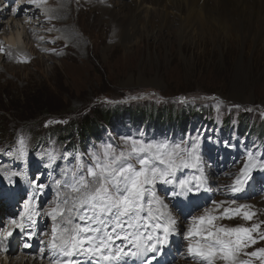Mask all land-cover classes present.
Here are the masks:
<instances>
[{
    "label": "rangeland",
    "instance_id": "obj_1",
    "mask_svg": "<svg viewBox=\"0 0 264 264\" xmlns=\"http://www.w3.org/2000/svg\"><path fill=\"white\" fill-rule=\"evenodd\" d=\"M16 2L18 0L12 5ZM62 2H52L47 17L63 8ZM72 8L75 17L78 0H72ZM82 23L87 37L79 58L64 56L66 52L74 55L77 47L69 44L61 27L48 21L41 22L38 33L45 38V29L48 35H54L49 40L56 48L51 57L37 53L30 64L14 69L7 66L11 65L9 62H5L6 66L0 63V152L6 148L16 152L22 138L30 158L42 156L51 166L59 164L61 169H69L75 164L69 154H82L85 163H90V153L99 152L106 144H112L117 151L125 148L123 137L142 139L146 143L188 141L190 146L191 139L199 136L203 162L205 165L216 162L214 179L208 183L210 191L201 193L202 197H208L207 202L200 201L201 205L191 210L177 207L181 200L170 195L172 186H156L158 194L178 211L177 218L181 221L177 240L172 244L178 251L169 264L184 261L180 254L187 244L185 234L189 219L213 200L225 198L229 202L252 205L258 213L255 221H264V173H253V181L260 184L258 191L247 189L248 192L237 195L227 187L243 167L248 151L264 156V46L255 48L248 41L242 43L234 38L228 44L221 42L215 46L205 41L195 50L191 44H185L180 50L177 44L156 45L155 40L148 39L142 46L126 49L118 43L107 46L103 38L105 24H98L95 19H83ZM79 34L81 36L82 32ZM29 43L27 40L24 44L27 51H30ZM238 61L242 67L236 71ZM233 90L249 98L233 99ZM181 97L185 98L184 102ZM209 97H216L223 104L218 109L217 100L206 99ZM237 105L239 107H235ZM138 109L144 110L147 116L157 114L158 119L165 117L163 112L171 111L170 115L184 116L186 120L169 126L170 129L149 128V125L128 121V114ZM115 110L128 114L121 115L115 123L107 122L103 112L112 114ZM48 121L61 122L49 124ZM85 121L97 125L91 134L81 137V124ZM49 155L56 158L54 162L49 161ZM1 157L0 153V162ZM21 160L25 162L26 156ZM192 172L182 170L177 176L183 178ZM24 177L28 178L26 172ZM41 183L43 181L37 182ZM24 196L19 198V204L27 200ZM51 200L48 196L40 201L43 209L53 206L49 204ZM255 247H264V241ZM19 249L20 245L15 254H19Z\"/></svg>",
    "mask_w": 264,
    "mask_h": 264
},
{
    "label": "snow or ice",
    "instance_id": "obj_2",
    "mask_svg": "<svg viewBox=\"0 0 264 264\" xmlns=\"http://www.w3.org/2000/svg\"><path fill=\"white\" fill-rule=\"evenodd\" d=\"M206 99L217 100L218 109L223 104L216 97ZM180 100L184 102L185 98ZM122 140L125 148L117 151L112 144H106L99 152L90 153V163H85L82 154H69L75 164L66 170L64 179L55 181L53 206L44 213L53 222L47 242L52 264H126L127 258L140 264H160L157 258L172 244L179 222L169 202L158 194L157 184L171 185L170 195L187 201L185 204L178 200L177 207L196 205L197 194L210 191L199 136L191 139L190 146L188 141L146 143L133 137ZM18 144L15 155L22 158L27 154L25 142L21 138ZM48 159L54 162L56 158L49 155ZM183 169L194 171L180 178L177 173ZM257 171L264 173V156L248 151L243 167L227 186L229 191L243 192ZM0 174L6 176L9 185L13 177L23 176L3 169ZM46 187L35 185L18 219L10 221L13 227L0 236V250H9L14 232L26 238L25 248L31 247L37 217L42 214L37 210V200ZM17 195L14 189L0 187V198L15 199ZM211 203L212 207L203 214L189 219L185 234L187 256L195 264H264V247H255L264 241V221L234 227L218 223L237 217L253 221L258 216L254 207H233L235 200ZM117 241L121 243L117 245Z\"/></svg>",
    "mask_w": 264,
    "mask_h": 264
},
{
    "label": "bare ground",
    "instance_id": "obj_3",
    "mask_svg": "<svg viewBox=\"0 0 264 264\" xmlns=\"http://www.w3.org/2000/svg\"><path fill=\"white\" fill-rule=\"evenodd\" d=\"M11 1L15 0H0V63L6 66L7 63L5 62H9L11 65L7 64V66H12L13 69L16 66L24 67L30 64L36 58L37 53H44L51 57L56 51L53 43L49 42L54 35H48L45 29H43L46 32L45 38H42L38 33L41 22L46 23L48 21H51L54 26L61 27L60 29L65 38L69 39V44H74L77 47L74 55L65 53L64 56H69V59H72V57L79 58V53L84 51V41L86 40L84 38L87 35L82 23L83 19H95L98 24H105L103 38L107 46L108 44L118 43L126 49L142 46L148 39L155 40L156 45L171 46L177 44L180 50L185 44H191L190 47L195 50L201 48L205 41L212 42L215 46L221 42L228 44L234 38L242 43L248 41L255 48L259 45L264 46V0H78L75 17L73 16L72 0H63L64 7L54 10L52 17L40 16L36 12H32L34 7L29 0H18L16 5H12L13 2L10 3ZM52 2L54 3L55 0H48L46 7H49ZM85 10L87 13L84 14L83 11ZM104 15H107L106 19L103 18ZM53 17L55 19H52ZM154 23L157 24L156 27ZM80 31L82 32L81 36ZM27 40L31 45L28 47L30 51L26 50L27 44L24 45ZM56 42L60 43V41ZM7 43L13 46H9ZM68 47L67 45L65 49L68 50ZM103 52L106 51L103 50ZM241 67L242 63L238 61L236 71H239ZM239 93L233 90L231 91V97L237 100L249 98L243 97ZM27 152L30 153L29 150ZM48 165L49 163L47 164L42 156H38L35 158L28 157L27 165L22 171L16 169V165L12 166L7 160L0 163V169L22 174L27 172L28 178H24V176L13 177L15 184L11 187L19 193L20 186H23L24 198L28 199L37 182L43 181V184L47 187L44 189L43 193L45 195L41 201L43 202L47 196H50L54 201L56 194L55 181L64 179V173L67 169L65 167L61 169L59 164H53L51 167ZM215 166L216 162L214 161L210 165L204 163L208 183L214 179ZM185 170L192 169H183V171ZM37 171L40 172V175L37 174ZM60 173L61 177L59 178ZM0 180H7V178L0 174ZM165 186L166 188L169 187L168 185ZM0 187L4 186L0 185ZM259 187V181H252L243 192L236 194L240 195L248 192L247 189L258 191ZM18 196L15 199H0V217H2L0 218L2 222L0 228L13 227L10 221L17 219V216L11 212L7 214L5 210L7 201L15 202ZM197 196L196 205H189L185 209L191 210L192 207L196 208L201 205L198 204L200 201L205 203L208 200L205 195L202 197L201 194H197ZM178 199L187 204L183 197ZM216 201L228 200L222 198ZM240 204L242 203L236 201V205H233V207ZM211 207L212 204L201 208L194 216L203 214L205 209ZM172 210L174 215L178 217V211L173 208ZM47 211L45 209L40 210L42 214L37 219V223L41 222L38 226V235L32 237L30 241L33 248L36 246L39 249L43 248L44 252L33 254L28 251L30 247H24L23 252L13 254V250L20 242L21 236L17 235L14 239L16 241L14 249L7 252L0 250V264H46L40 261L42 257L47 260L52 259V253L48 250L47 242L51 239L53 222L44 215ZM177 219L179 227L181 221L180 218ZM256 222L259 221H245L242 218L239 220L235 218L218 221V223L228 227L250 226ZM34 230H37V226ZM262 230H264V226H262ZM177 234L172 237V243L176 242ZM116 243L117 245L120 244L118 241ZM172 247L171 244L169 248L165 249V253L157 258L160 264H163L164 259L170 254L172 258L175 256ZM180 255L183 256L184 261L180 260L179 264H195L187 256L186 247L183 248ZM126 264H140V261L134 262L132 258H127ZM153 264H157V261H153ZM256 264H259V262L257 261Z\"/></svg>",
    "mask_w": 264,
    "mask_h": 264
},
{
    "label": "trees",
    "instance_id": "obj_4",
    "mask_svg": "<svg viewBox=\"0 0 264 264\" xmlns=\"http://www.w3.org/2000/svg\"><path fill=\"white\" fill-rule=\"evenodd\" d=\"M104 113V116H107V122H111V123H115L116 121H118V119H120L122 116H124V115H126V114H128V113H126V114H119V112L118 111H113V113L111 114L109 111H104L103 112ZM103 113L101 114V115H103ZM144 113H145V111L144 110H142V109H138V110H135L134 112H132L131 114L129 113L128 115V117L127 118H129V119H133V121H136V122H140V121H152V120H155V121H157V122H162V121H164V120H169V121H171V119H170V117H172L173 115H170L171 114V111H168V112H163V114L165 115V117L164 118H162V119H158L157 118V114H149V116H147V114L146 115H144ZM122 115V116H121ZM150 115H153V116H150ZM1 117V116H0ZM173 118L175 119V120H179V121H184L185 119H184V116H173ZM2 121H1V119H0V123H1ZM149 123V122H148ZM108 124V123H107ZM97 125V124H96ZM95 125V126H96ZM81 126H82V129H81V137H82V135H84L85 134V137H86V135H89V133L91 134V132H93L95 129H93L95 126H93V125H91V122H87V121H85V122H83L82 124H81ZM97 128V127H96ZM70 130V129H69ZM97 131H98V129H97Z\"/></svg>",
    "mask_w": 264,
    "mask_h": 264
}]
</instances>
